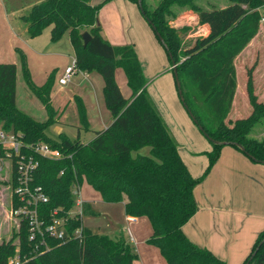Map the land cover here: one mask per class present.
<instances>
[{
    "label": "trees",
    "instance_id": "1",
    "mask_svg": "<svg viewBox=\"0 0 264 264\" xmlns=\"http://www.w3.org/2000/svg\"><path fill=\"white\" fill-rule=\"evenodd\" d=\"M108 1L91 4L89 0H43L19 17L26 24L28 37L39 35L49 26L50 40L56 41L67 30L76 69L94 70L101 76L103 101L112 119L105 128L93 131L90 141L82 143L63 133L56 138L46 135L47 127L54 121L49 102L53 72L42 85H35L25 58L20 54L24 82L47 115L46 120L37 121L15 106V65L0 62V126L19 131L26 143L42 140L61 152L62 156L55 160L37 157L34 181L48 197L44 208L58 207L68 229L79 227L78 236L64 243L51 241L50 249L22 264H131L136 258L132 246L122 235L93 232L81 224L80 216L65 215L73 204L71 186L79 188L82 181L98 192L104 202H118L124 197L126 215L146 217L151 234L145 242L159 250L166 264H225L208 249L191 242L182 231V226L196 210L193 187L207 174L225 145L207 140L211 149L196 153L205 155L207 164L198 177L190 174L168 126L146 92L148 81L133 45H111L100 33L97 14ZM129 1L136 5V0ZM178 1L158 0L153 4L140 0V9L136 7L166 46L163 49L166 55L170 54L167 59L172 78L170 60L176 64L181 94L196 125L201 126L210 139L240 144L243 151L234 145L227 146L262 164L264 143L249 135L252 123L260 114H255L253 108L250 115L234 120L230 126L224 125V120L235 90L233 59L256 34L260 18L258 8L264 5V0H229L223 7L196 9L198 23L207 24L209 32L184 51L180 49L177 32L168 26L165 18L173 14L172 8ZM80 30L89 35L85 45ZM197 50L200 53L196 58L176 63L181 54ZM116 68L125 76L130 91L128 98L121 95L115 82ZM189 98L201 100V105ZM75 103L80 125L85 127L82 103L79 98ZM143 147L148 148L147 154L140 152ZM84 213L87 212L83 206ZM17 236L20 248L26 252L29 243L23 230ZM263 236L264 228L257 233L240 264L252 253L250 262L264 264V241L259 244ZM13 248L11 241H0V264H6V257L12 254Z\"/></svg>",
    "mask_w": 264,
    "mask_h": 264
},
{
    "label": "crops",
    "instance_id": "2",
    "mask_svg": "<svg viewBox=\"0 0 264 264\" xmlns=\"http://www.w3.org/2000/svg\"><path fill=\"white\" fill-rule=\"evenodd\" d=\"M42 1L0 0V62H12L15 65V106L37 121L46 120L47 115L40 101L27 91L28 88L21 72L20 54H23L25 58L30 78L35 85H42L48 74L53 72V83L49 92V102L54 112V121L50 124L53 125L52 130L56 135L63 133L67 136L65 127L70 123L65 122L66 116L63 117V115L66 108H69L77 116L78 123L71 124L76 128V138L79 137V130L90 133L87 141L79 140L86 143L93 138V131L105 128L112 119L103 101L100 87L103 86V81L101 76L94 71L92 73V71L76 70L64 85L57 84L56 79L62 69L69 65L74 57L69 35L65 41H60V38L51 41L49 33L45 31L46 27L39 35L28 37L26 24L19 18L31 6ZM89 1L95 4L100 0ZM133 5L135 4L129 0H110L100 7L97 14L100 33L111 45L128 44L129 37L107 30L105 24L102 23V11L111 9L117 19L122 17V10L126 8L133 10ZM204 25L207 26V24ZM262 25L259 23L258 30L252 38L258 34L260 28H263ZM134 50L138 58L137 49ZM243 50L244 48L238 54ZM141 61L139 62L143 70ZM35 63L42 66L44 74L41 80L34 78L33 64ZM166 74L171 76L168 71L165 72ZM114 79L121 95L128 98L130 91L126 86L125 76L121 69L114 70ZM17 83L23 88H20L19 94L16 92ZM147 89L148 85L146 86L148 93ZM172 92L173 90L169 87L168 93L171 96ZM235 95L236 85L231 104ZM76 98L80 99L84 108L85 127L80 125ZM170 98L171 105L169 106L164 95L151 97L168 126L171 136L176 141L180 156L190 174L198 177L207 162L203 159H196L198 148H194L193 145H200L203 148L201 151H207L211 147L196 135L193 127L195 125L187 121L188 116L185 111L183 113L182 109L176 108L173 96ZM185 146L195 151L182 152ZM141 150V153H148L147 147ZM91 190L90 196L85 194L82 196L79 189L80 198L88 213H84L81 217L83 226L93 232L109 236L122 235L136 254L131 264H166L159 250L145 242L151 234V227L146 217L126 215L123 208L124 197L118 202H104L98 192L92 188ZM193 198L196 210L182 226L185 236L197 246L206 248L223 259L225 264H240L247 255L257 233L264 228V164L249 160L231 146H223L207 174L193 187Z\"/></svg>",
    "mask_w": 264,
    "mask_h": 264
},
{
    "label": "rangeland",
    "instance_id": "3",
    "mask_svg": "<svg viewBox=\"0 0 264 264\" xmlns=\"http://www.w3.org/2000/svg\"><path fill=\"white\" fill-rule=\"evenodd\" d=\"M148 1L154 4L158 0ZM228 2L229 0H180L177 3H174V6L172 8L173 14L169 16L166 15L165 18L168 19V26H170L177 32L180 38V49L182 51L192 47L196 43V40L198 38L204 37L208 32V28L206 25L198 23L196 9L211 7L219 8L225 6L226 4H228ZM132 8L133 10H130L129 8H126V10H122V17H119L117 19H115V15L113 14V11L111 9H107L104 12L102 11V23L105 24L104 26L107 30L114 32L115 34H117L118 32L119 34L127 35V37H129L128 44L131 43L133 45V48L137 49L138 60H142L141 62L143 64V76L148 81L147 91L150 98L153 95L157 97L164 95L165 101H167L170 106V97L173 96V100L176 103V108L178 107L179 109H182L184 113V109L182 108L181 103L176 95L172 74L170 70H168L169 62L167 59V55L159 41L156 39L152 29L140 14L136 5H133ZM108 10H111V12H108ZM258 11L264 13V5L259 6ZM262 27L263 28H260L258 34L245 45L244 50L240 54H237L233 59V66L236 72V95L231 104L232 106L230 107L228 114L224 120V125L230 126L234 122V120L242 119L250 115L252 109L254 108V113L260 114V116L257 117L256 121L252 123L251 132L249 135L256 141L264 143V24L262 25ZM46 29L47 30L45 31L49 33V27H47ZM80 32L82 33L83 31L80 30ZM67 37L68 31L66 30L60 36V41H65ZM199 53L200 50H197L188 55L181 54L176 63H180L182 60L186 59H194L199 55ZM33 66V71L35 72L34 78H40L41 80L44 74L42 66H39L36 63L35 65L33 64ZM166 71H168L171 76H169L168 74L165 75ZM94 72L97 73L96 71ZM35 79L33 81H35ZM17 81H19L18 78ZM100 87L102 91V85ZM169 87L174 92V94L172 92V96L168 93ZM20 88L22 87L19 85V83H17L16 92L18 94L20 93ZM27 91L30 93V95H32L29 89H27ZM190 100L196 105H201V100ZM201 111L204 113L203 109H201ZM64 116H66L65 122L70 123V125L68 124L67 127H65V133L70 139H75L76 128L71 124L78 123L77 116L69 108H66L63 117ZM187 121L189 123H192V121L188 117ZM52 127L53 125H49L47 127L45 131L46 135L56 138V134L53 132ZM193 127L195 129L194 132L196 133V135H198L204 141V143L211 147L208 144L209 142L203 137L197 127ZM89 138L90 133L84 130H79L78 140L87 141ZM193 146L194 148H198V152L203 150L200 145ZM183 151L187 152L195 150L185 146V149H182V152ZM140 152H142V150ZM196 159H203L205 162H207V158L203 154H197ZM79 189L82 196L83 194H85L86 196H90L92 193L91 188L88 187L85 182H82L79 185ZM17 233L18 232L14 229L11 220H8L5 217L0 208V241L9 240L14 243L18 238ZM248 264L254 263L249 262Z\"/></svg>",
    "mask_w": 264,
    "mask_h": 264
},
{
    "label": "built area",
    "instance_id": "4",
    "mask_svg": "<svg viewBox=\"0 0 264 264\" xmlns=\"http://www.w3.org/2000/svg\"><path fill=\"white\" fill-rule=\"evenodd\" d=\"M259 23L264 24V13L260 12ZM76 70L73 57L56 79L57 84L64 85ZM61 156L57 148L42 140L26 143L19 131L0 126V208L18 233L23 230L29 243L27 251L23 252L17 238L12 254L6 257V264H22L50 249L51 241L64 243L79 235V227L67 228L64 214L58 207L44 208L48 197L34 181L37 157L55 160ZM71 194L72 208L65 215L82 217L84 204L79 188L71 186Z\"/></svg>",
    "mask_w": 264,
    "mask_h": 264
},
{
    "label": "water",
    "instance_id": "5",
    "mask_svg": "<svg viewBox=\"0 0 264 264\" xmlns=\"http://www.w3.org/2000/svg\"><path fill=\"white\" fill-rule=\"evenodd\" d=\"M136 5H137V7L140 9V7H141V6H140V0H136ZM147 23L150 24L149 21H147ZM150 26H151V25H150ZM151 29H152V31H154L153 33H154V35L157 37L158 41L161 43L162 47H163L164 49H166V46L164 45V43H163V41H162L160 35L158 34V32L155 31V29H154L153 26H151ZM80 37H81V40H82V44L85 45V44L87 43L88 39H89V35H88V33L85 32V31H83V32L81 33ZM167 55L170 57V54H169V53H167ZM170 63H171V64H170V68H172V73H173V82H174V86H175L176 95H177V97H178V99H179V101H180V103H181V106L183 107L184 111L186 112V114L188 115V117L191 119V121L196 125V122H195V120H194V118H193V115L191 114V112L189 111V109H187V107H186V105H185V103H184V100H183L182 94H181L180 83H179V80H178V78H177V74H176V71H175V65H176V64L174 63V61H173L172 59L170 60ZM196 127H197V129L200 131V133L203 135V137H204L206 140H208L210 143H212V144H216V145H225V146H226V145H234V146H236L238 149H240V151H243V148H242V146H241L240 144H238V143H236V142L217 141V140L210 139V138L207 136V134L202 130L201 126L196 125ZM247 157H248L249 159H251V160L253 159V157H251V156H247ZM262 164H264V162H262ZM262 241H264V236H263V238L261 239V241L259 242V244H260ZM252 255H253V253L251 254V256L247 259V261H246L244 264H248V263L250 262V260H251V258H252Z\"/></svg>",
    "mask_w": 264,
    "mask_h": 264
}]
</instances>
